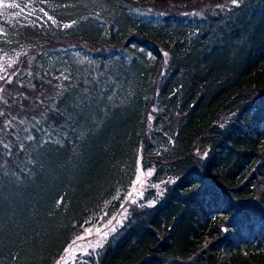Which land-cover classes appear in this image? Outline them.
Wrapping results in <instances>:
<instances>
[{
    "label": "trees",
    "instance_id": "obj_1",
    "mask_svg": "<svg viewBox=\"0 0 264 264\" xmlns=\"http://www.w3.org/2000/svg\"><path fill=\"white\" fill-rule=\"evenodd\" d=\"M204 1L3 0L0 68L15 74L0 82L11 105L0 110L24 122L0 132L12 137L10 156L0 148V264H57L85 227L126 204L139 165L153 169L144 202L78 264H264V0L208 19L157 12ZM209 35L239 47L214 66L197 52ZM124 57L130 83L112 85L111 73L108 88L130 100L74 158L79 99ZM97 147L98 158L87 152ZM85 157L105 178L80 193Z\"/></svg>",
    "mask_w": 264,
    "mask_h": 264
},
{
    "label": "rangeland",
    "instance_id": "obj_2",
    "mask_svg": "<svg viewBox=\"0 0 264 264\" xmlns=\"http://www.w3.org/2000/svg\"><path fill=\"white\" fill-rule=\"evenodd\" d=\"M135 1H141V0H135ZM227 2L228 4L226 5L225 3ZM218 5L220 7H218ZM232 8L233 5L231 4L230 0H218V1L208 0L199 3L192 2L183 7H178V6L176 7L175 5H169V4L168 5L160 4L157 7V12L160 15L183 13L192 16L194 15V17L198 16L201 19H205V18L208 19L206 16L207 13L213 12L211 15H214L215 11L223 9L226 12L228 10H231ZM127 14L132 15V12L128 11ZM193 25L196 26L195 24ZM196 38L200 40L198 36H195L194 40H196ZM190 41L191 40H189V42ZM239 44L240 42H238L237 40H230L229 38L223 39L220 36L218 38H214L209 35L205 37L204 42L199 45L198 48L199 50H197V52L199 51V53L207 56L208 59H210V64H215L214 66H218L222 62V55H226L225 51H230V49L236 50L239 47ZM124 58L125 60H115L113 64L107 66V70L110 72L105 74L107 79L105 85L99 82L100 87L97 86L98 88H96V91L87 94L86 95L87 98L83 97L79 99V106L77 107V109L79 110L80 114L83 115L86 114V116L82 122L81 129H76L75 132L73 133V137H70V139L72 140L71 145L73 147L71 150H73L72 155L74 156V158L77 157L81 145L83 144L93 145V143L103 138L106 130L105 127H108L111 121L113 122V120L115 119L116 111L124 108L126 104L129 102L131 95L129 96V93L126 92V89L122 95H119L121 97H118V91L120 92L118 88L117 89L114 88L112 91L109 92V88H110L109 86L111 85V81H113L112 78H110L111 73L114 75V77L120 79L119 81L116 79V82L114 79L112 85L119 86V82L121 80L124 82V84L126 83L125 81H127L128 83H130L131 81V77L133 76L132 75L133 70L135 69V66L132 65L133 59L131 57L128 58L124 57ZM137 62L141 63L140 65L145 66V64H142L143 63L142 60H137ZM81 63L85 64V62H81ZM95 69H97V67H95ZM87 91L89 90L84 89L83 91H81V93H86ZM89 108H90L89 111L91 112H88L89 114L88 116L87 110ZM22 112L23 110H21V113ZM155 114H156V108L155 106H153L151 109V113L149 115L150 120H153ZM88 150L90 151L87 152L92 154L93 157L98 158L99 154L101 155V152H99L100 150L98 149V147L96 149L93 148ZM97 162L94 158L92 159L85 157L84 162L80 163L79 165L80 170H77L80 171L79 172L80 189L79 187H76V190L79 191L80 193L83 190L88 191L90 186L92 188L93 185H99L104 180L105 178L104 169L101 168V165H97ZM152 173H153V169L146 170L141 165H139L135 180L138 179V183L136 187L138 192L139 191L143 192V195L142 197H139L138 203H126L123 206L124 208H127V212L125 213L124 216H121V212H122V208H121L113 217H115L117 220H122L123 223L124 220L130 214V212L132 211L131 209L139 208V206L144 202V198L146 197L147 192L152 187L150 183V177ZM113 217L108 218L103 223H95L85 227L83 233H81L78 236L84 238L78 239L77 237L75 241H73L72 244L67 248L66 252L59 259L57 264H78L80 261H83L82 258L84 256L88 255L91 252H95L97 249L101 248L105 244V242L109 239V237L113 235L122 224V223L116 224L115 221H113L112 226H115L116 230L114 232L109 231L110 226L108 222L112 220ZM51 229L52 228L48 229V231H50ZM88 229L92 230L90 235ZM104 231H109V235L107 239L102 238V234Z\"/></svg>",
    "mask_w": 264,
    "mask_h": 264
},
{
    "label": "snow or ice",
    "instance_id": "obj_3",
    "mask_svg": "<svg viewBox=\"0 0 264 264\" xmlns=\"http://www.w3.org/2000/svg\"><path fill=\"white\" fill-rule=\"evenodd\" d=\"M232 5L235 6H239L240 0H230ZM3 4V0H0V5ZM14 7H20L19 4H15L13 5ZM218 7H220L218 5ZM45 15H47V13H45ZM49 20H52L53 18L51 16L47 17ZM65 28L69 27V25L65 24L64 25ZM167 55V54H165ZM12 66L8 65L7 67L4 68H0V82L4 83V84H11L12 80L11 77L15 74L14 71H9V69H11ZM6 89L3 86H0V93L4 92ZM0 102H2L5 105H8V107H11L10 103L8 100H3V98H0ZM42 103V102H41ZM40 115H43V113L41 112ZM0 117H5L7 119V122L3 125V127H0V132H9V130L14 131V129L12 128V125L14 123H16L17 121H19L20 123H23V118L22 116H18L17 114L13 113L10 116H8V114L4 111V110H0ZM32 119L35 121L36 125L40 124V119L38 118V116L36 114L33 115ZM27 131V130H26ZM41 131H43V129H41ZM35 137L33 135H29L28 139L32 140ZM11 139L12 137H9V141H3L0 140V148H3L5 150V155H11L12 152V144H11ZM48 141H45V143H47ZM19 147V146H18ZM22 150V148H21ZM23 171V170H22ZM25 175H30V170H28ZM138 183V179L134 180L132 182V189H130L127 193V197H126V203H138L139 202V197H142L143 192L137 190V185ZM142 187V186H141ZM138 193V195H137ZM127 212V208H124L122 206V212H121V216H124L125 213ZM113 221H115L116 224H121L122 220H117L115 217L112 218V220H110L109 226L110 229L109 231L114 232L116 230L115 226L113 225ZM91 229H88L89 235L91 234ZM109 231H104L102 234V238L103 239H107L108 235H109ZM84 237H78V239H83Z\"/></svg>",
    "mask_w": 264,
    "mask_h": 264
}]
</instances>
